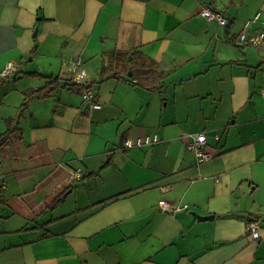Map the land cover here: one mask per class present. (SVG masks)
<instances>
[{
	"label": "crops",
	"instance_id": "0c3cea01",
	"mask_svg": "<svg viewBox=\"0 0 264 264\" xmlns=\"http://www.w3.org/2000/svg\"><path fill=\"white\" fill-rule=\"evenodd\" d=\"M258 12L264 0H0V264H264V48L237 39ZM119 51L154 60L162 83L124 81ZM75 64L100 108L67 84Z\"/></svg>",
	"mask_w": 264,
	"mask_h": 264
},
{
	"label": "built area",
	"instance_id": "2783aa9c",
	"mask_svg": "<svg viewBox=\"0 0 264 264\" xmlns=\"http://www.w3.org/2000/svg\"><path fill=\"white\" fill-rule=\"evenodd\" d=\"M200 15L206 18L209 21H217L221 25H227L228 20L225 16H223L220 12L214 11L210 8H203L200 10ZM253 24H258V28L249 32L248 30L252 27ZM238 43L240 45H250L256 48H264V16L261 12H258L254 15L253 18L248 20L242 32H240L237 36ZM19 70V65L14 62H8L1 75L4 77H12ZM87 77V71L84 68L80 67V64H75L72 71V79L76 83H82ZM262 95L264 97V90H262ZM82 98L85 101H91L92 108H100V105L93 101L94 93L91 89L85 90L82 93ZM207 137L205 133H195L189 135V140L187 142V150L193 152L197 158L198 163L205 162L210 154L204 149L206 144ZM159 142V137L157 135L154 136H145L143 138L137 139H126L124 141V149L131 148H140L143 146H152ZM84 177V173L81 170L71 172L69 177L70 182H74L76 179H81ZM160 208L168 213H178L184 209H187V205L185 206H174L165 201H160ZM260 222L257 219H251L247 223L246 232L252 238L258 240L260 238Z\"/></svg>",
	"mask_w": 264,
	"mask_h": 264
},
{
	"label": "trees",
	"instance_id": "16d2710c",
	"mask_svg": "<svg viewBox=\"0 0 264 264\" xmlns=\"http://www.w3.org/2000/svg\"><path fill=\"white\" fill-rule=\"evenodd\" d=\"M117 59H121L124 61L129 67L125 75L127 78L122 79L126 82H132L136 84L137 86L146 88L151 87L155 88L162 83L163 81V74L159 70L158 64L147 57H145L143 54L137 51H128L123 52L119 51L116 53ZM39 75V74H36ZM46 78L50 79L49 86L51 84H59V79L52 77V76H45ZM15 80V78H14ZM68 85H70V88L76 92H84L85 90L90 89L91 87L88 86V84H78L74 83L71 80H68ZM43 87L39 88L37 90L31 91L30 93H26V99H28L31 96H35L36 98L42 99L48 96V94L51 92L50 87ZM12 133V130H9L5 133L4 136H2L0 143H5L8 139L10 134ZM88 177V175L84 176V178ZM62 200V197L57 199L58 203Z\"/></svg>",
	"mask_w": 264,
	"mask_h": 264
},
{
	"label": "water",
	"instance_id": "95a60500",
	"mask_svg": "<svg viewBox=\"0 0 264 264\" xmlns=\"http://www.w3.org/2000/svg\"><path fill=\"white\" fill-rule=\"evenodd\" d=\"M198 219H200V220H211V219H213V216H198Z\"/></svg>",
	"mask_w": 264,
	"mask_h": 264
}]
</instances>
